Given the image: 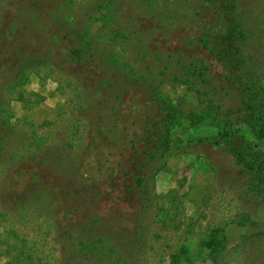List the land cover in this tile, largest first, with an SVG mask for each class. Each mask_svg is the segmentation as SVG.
<instances>
[{
	"label": "rangeland",
	"instance_id": "rangeland-1",
	"mask_svg": "<svg viewBox=\"0 0 264 264\" xmlns=\"http://www.w3.org/2000/svg\"><path fill=\"white\" fill-rule=\"evenodd\" d=\"M240 1L264 79V0ZM192 9L193 0H0V209L6 202L35 264H211L199 231L238 214L247 175L217 148L174 145L214 129L172 128V152L147 168L146 189L130 160L156 119L142 78L154 74L182 111L199 106L193 89L158 74L179 50L199 53ZM20 195L26 212L13 209ZM251 203L252 223L226 227L229 247L263 230ZM135 233L142 239L127 245ZM2 241L0 264H10Z\"/></svg>",
	"mask_w": 264,
	"mask_h": 264
},
{
	"label": "trees",
	"instance_id": "trees-1",
	"mask_svg": "<svg viewBox=\"0 0 264 264\" xmlns=\"http://www.w3.org/2000/svg\"><path fill=\"white\" fill-rule=\"evenodd\" d=\"M244 13L240 0H193L191 17L195 22V34L189 41L200 48L199 53L179 50L172 68L164 65V70L158 74L164 76L162 82L184 84L193 89L199 106L196 110L182 111L160 91L154 74L142 78L148 85L146 97L154 104L156 119L148 123L140 135L139 160L130 159L131 165L133 162L137 164L133 182L146 189V182L150 179L147 168L154 167L156 161L172 152V128L187 121L188 126L203 125L214 129L206 136H191L185 142L178 137L180 143L174 145V152L199 145L217 148L230 156L231 161L239 166V171L247 175L242 181L245 195L242 198L241 194L239 202L242 209L238 214L229 222L214 221L216 219L210 217L203 231H199V243L211 264H264V228L253 235L241 236L240 241L230 247L225 231L230 223L244 226L253 222L247 210L251 206L255 208L251 202L259 203L261 206L258 208L264 212V151L260 149L264 145V79L258 57L260 53L258 55L253 51V47L248 46L249 41H246ZM78 54L84 57L80 48ZM168 68L170 75L165 73ZM134 78L135 81L140 79ZM250 138H255L257 142H252ZM25 192L21 190L19 194ZM24 198L25 195L18 196L13 205L19 213L26 212ZM39 203L43 211L50 212L51 204L44 200ZM1 206L0 211L7 214L6 202ZM244 208L246 211L242 213ZM4 220L6 224L1 227L0 235L12 252L8 255L9 263L35 264L31 252L18 244L20 239L14 231L12 217L7 215ZM174 227L178 228L179 223ZM137 237L142 239L135 233L126 240L127 245L137 244ZM88 249L94 250V247L89 246ZM171 257L175 260V254Z\"/></svg>",
	"mask_w": 264,
	"mask_h": 264
}]
</instances>
